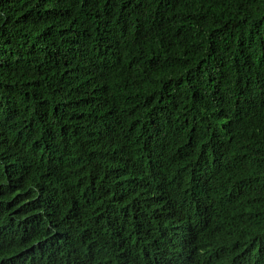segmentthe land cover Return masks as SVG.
I'll list each match as a JSON object with an SVG mask.
<instances>
[{
  "label": "trees",
  "instance_id": "16d2710c",
  "mask_svg": "<svg viewBox=\"0 0 264 264\" xmlns=\"http://www.w3.org/2000/svg\"><path fill=\"white\" fill-rule=\"evenodd\" d=\"M188 193L201 231L157 219ZM170 234L264 264V0H0V264L182 261Z\"/></svg>",
  "mask_w": 264,
  "mask_h": 264
},
{
  "label": "clouds",
  "instance_id": "9594fccd",
  "mask_svg": "<svg viewBox=\"0 0 264 264\" xmlns=\"http://www.w3.org/2000/svg\"><path fill=\"white\" fill-rule=\"evenodd\" d=\"M207 196L211 195V191L210 190H206L204 191ZM184 199H187L184 205L187 206H192L195 204H198V208H197V212L196 214L189 216V217H184V216H180V219L178 221H170L168 219L165 218H157L159 220H162L164 222H169L172 224H176L177 222H180L182 229H188V230H192V231H201V200L197 197V195H195V193H188V197H185ZM210 201V200H209ZM213 218H218L221 217L223 214L220 212H212ZM175 234H170L168 237V242L172 245V249H171V253H179V252H183L185 253V258L182 261H177V260H167L165 263L163 264H187L188 262V252L185 248H179L177 247V241L174 240ZM199 264V261H198Z\"/></svg>",
  "mask_w": 264,
  "mask_h": 264
}]
</instances>
